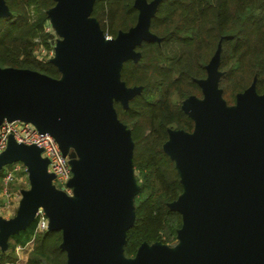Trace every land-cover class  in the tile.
I'll use <instances>...</instances> for the list:
<instances>
[{"label": "water", "instance_id": "water-1", "mask_svg": "<svg viewBox=\"0 0 264 264\" xmlns=\"http://www.w3.org/2000/svg\"><path fill=\"white\" fill-rule=\"evenodd\" d=\"M47 10L58 33L49 59L60 76L29 68L0 67V123L31 122L57 141L68 156L72 194L52 183L48 159L33 144L9 137L0 169L26 166L30 186L21 189L15 215L0 216V250L26 228L38 208L47 230H60L66 264H264V93L255 81L227 106L219 87L221 40L195 81L202 97L190 95L182 109L192 132L169 129L163 151L174 161L182 193L168 202L181 215L178 245L142 242L133 257L123 254L135 218L134 142L113 101L127 106L141 86H126L122 63L136 61L143 40L160 41L149 29L160 0H134L136 23L106 37L91 15L94 0H54ZM9 10L0 0V16Z\"/></svg>", "mask_w": 264, "mask_h": 264}, {"label": "trees", "instance_id": "trees-1", "mask_svg": "<svg viewBox=\"0 0 264 264\" xmlns=\"http://www.w3.org/2000/svg\"><path fill=\"white\" fill-rule=\"evenodd\" d=\"M4 2L9 14L0 16V67L29 68L59 77L60 71L49 59L40 60L34 55L37 44H51L45 26L49 23L47 10L55 1ZM133 3L94 0L91 15L104 34L115 37L119 30L136 23ZM149 29L160 41L143 40L136 46L141 52L139 59L124 61L120 69V78L127 86L140 85L142 90L128 101L127 108L114 102L121 112L116 109L118 118L132 122V164L141 177L134 199L135 218L123 244L126 257H133L142 242L171 241L181 226V215L167 203L175 200L183 188L175 163L162 145L167 140V127L191 130L192 120L180 103L188 94L201 95L194 79L205 75L204 65L219 40L223 97L232 102L254 74L256 91L264 92V0H160ZM36 223L35 218L9 236L6 250L0 251L1 261H15L16 248L34 235L33 247L23 264H66V253L59 246L61 231L35 232Z\"/></svg>", "mask_w": 264, "mask_h": 264}, {"label": "built area", "instance_id": "built-area-1", "mask_svg": "<svg viewBox=\"0 0 264 264\" xmlns=\"http://www.w3.org/2000/svg\"><path fill=\"white\" fill-rule=\"evenodd\" d=\"M49 25V23L46 24V30H50ZM105 36L110 37L106 34ZM53 52L50 51L46 59H50L54 55ZM41 58L43 59V56ZM10 136L18 143L33 144L39 147L41 156L48 159L47 170L53 174L52 183L65 193L72 194V187L68 185V181L72 176L68 156L63 155L57 141L48 131H39L31 122L5 118L0 123V152L6 147ZM22 170L27 171L26 166L21 162H13L2 168L0 197L4 198V201L2 204L0 203V210L8 209L14 198L16 200L20 198L21 192L12 190L10 185L17 179V174ZM35 218L37 219L35 232L47 230L48 219L42 208H38ZM33 240L34 235L24 246L17 247V249L25 250ZM18 262L19 258L15 261L0 260V264H15Z\"/></svg>", "mask_w": 264, "mask_h": 264}, {"label": "rangeland", "instance_id": "rangeland-1", "mask_svg": "<svg viewBox=\"0 0 264 264\" xmlns=\"http://www.w3.org/2000/svg\"><path fill=\"white\" fill-rule=\"evenodd\" d=\"M50 24V23H49ZM49 27H50V30H48L49 31V40H50V46L49 47H46L45 45H43L42 43H39V44H37V46L35 47V49H34V55L37 57V58H39L40 60H42V58H41V56H43V60L44 59H46L48 56H49V53H50V51H52L53 52V50H54V43L52 42V40L54 39H56V38H58L59 36H58V33H57V31H56V29L54 28V27H52L51 26V24L49 25ZM42 48H44V50H42ZM53 54H54V52H53ZM211 57H209V59H210ZM209 59L207 60V62L209 61ZM221 70V69H220ZM222 71V74L224 73V70H221ZM205 76V75H204ZM203 76V77H204ZM202 77V78H203ZM253 79H257V75L256 74H254L253 75V77H252V80H251V82L253 81ZM250 82V83H251ZM256 82V81H255ZM250 83L248 84V85H250ZM220 87V86H219ZM221 88V87H220ZM255 88H256V84H255ZM222 89V93H223V88H221ZM242 91V90H241ZM241 91H239V92H241ZM238 93V92H237ZM193 95H195L196 97H199L200 98V96L201 95H198V94H196V93H193ZM222 96H223V94H222ZM224 98V100H225V102H226V105L227 106H234L235 105V101H236V94H235V98L233 99V101L232 102H228L227 101V99L225 98V97H223ZM176 101V100H175ZM183 101H185V100H183ZM116 109H118L117 108V106H116ZM118 111L120 112V110L118 109ZM121 113V112H120ZM120 120V119H119ZM121 121V123L127 128V129H129V131H130V133H131V130H132V127H131V125H132V122L130 121V119H128V118H126V117H124V121L123 120H120ZM128 124V125H127ZM170 128H174V127H170ZM132 167H133V178H134V180H135V183H136V191H135V194H134V196H133V205H134V209H135V203H134V199H135V196L137 195V192H138V190H139V188H140V183H141V177L139 176V172H138V169L132 164ZM29 186H30V183H29V178H28V172L26 171V170H22V171H20L18 174H17V179L14 181V182H12V184L10 185V188L12 189V190H14V191H20L21 189H27V188H29ZM12 203H16V199L14 198L13 200H12ZM11 208V207H10ZM15 212H16V207L15 206H13L11 209H4V210H0V216H2V217H4V218H6V219H8V218H11V217H13L14 215H15ZM164 236V238H166V234H164L163 235ZM172 238V240L171 241H159L160 243H162V244H165L166 246H168V247H170L171 249H174L177 245H178V243H179V239H178V237H177V232L175 233V235H173V237H171ZM170 238V239H171ZM34 242V241H33ZM33 242L31 243V244H29V246L24 250L26 253H25V255H24V258H26V260H27V258H28V254H29V252L31 251V249H32V247H33ZM149 245H151V244H149ZM1 251V250H0ZM19 251V252H18ZM20 251H23V249H17L16 248V255H17V258H18V253H21ZM2 252V251H1ZM25 260V261H26ZM25 261L23 262V263H25ZM23 263H21V261H19L17 264H23Z\"/></svg>", "mask_w": 264, "mask_h": 264}, {"label": "flooded vegetation", "instance_id": "flooded-vegetation-1", "mask_svg": "<svg viewBox=\"0 0 264 264\" xmlns=\"http://www.w3.org/2000/svg\"><path fill=\"white\" fill-rule=\"evenodd\" d=\"M133 5H134V3H133ZM137 15H138V9H137ZM130 27H131V26H130ZM135 50H137L136 47H135ZM137 51H139V50H137ZM139 52H140V51H139ZM140 56H141V52H140ZM140 56H139V57H140ZM138 59H139V58H138ZM138 59H137V60H138ZM127 60H128V59H127ZM129 60H132V59H129ZM137 60H136V61H137ZM125 61H126V60H125ZM132 61H133V60H132ZM208 62H209V61H208ZM208 62H207V63H208ZM207 63L204 65L205 76H206V65H207ZM205 76H204V77H205ZM204 77H203V78H204ZM201 78H202V77H201ZM196 79H197V78H195L194 81H195ZM195 82H196V81H195ZM196 84H197V82H196ZM250 84H251V83H250ZM255 84H256V82H255ZM197 85H198V84H197ZM126 86H127V85H126ZM134 86H137V85H134ZM198 86H199V85H198ZM248 86H249V85H248ZM248 86H247V87H248ZM129 87H130V86H129ZM141 87H142V86H141ZM247 87H246V88H247ZM244 89H245V88H244ZM244 89H243V90H244ZM255 89H256V88H255ZM141 90H142V88H141ZM243 90H242V91H243ZM200 91H201V88H200ZM140 92H141V91H140ZM140 92H139V93H140ZM257 93H258V92H257ZM262 93H264V92H262ZM137 94H138V93H137ZM236 94H237V93H236ZM259 94H261V93H259ZM135 95H136V94H135ZM190 95H193V94H188L187 97H185L183 100H186ZM201 97H202V93H201L200 98H201ZM197 98H199V97H197ZM130 99H131V98H130ZM130 99H129V100H130ZM129 100H128V101H129ZM183 100H182L181 103H180V108H181V110H182V111H183V112H184V113H185V114H186V115L192 120V128H191V130H190V131H187V130H184V129H183V130H184V131H187V132H192L193 129H194V120H193V119H192V118H191V117H190V116H189V115H188V114L182 109V104H183V102H184ZM114 102H118V104H120V105H121L122 107H124V108H127V106H128V104H127V106H123V105L120 103V101H117V100H114V101H113V105H114ZM115 110H116V109H115ZM169 129H182V128H177V127L170 128V127H167V139H168V130H169Z\"/></svg>", "mask_w": 264, "mask_h": 264}, {"label": "crops", "instance_id": "crops-1", "mask_svg": "<svg viewBox=\"0 0 264 264\" xmlns=\"http://www.w3.org/2000/svg\"><path fill=\"white\" fill-rule=\"evenodd\" d=\"M1 178H2V169H0V189H1ZM12 184V183H11ZM20 199V198H19ZM19 199L16 200V203H11L10 207L12 208L13 206H15L17 208V205H18V202H19ZM4 201V198L0 197V203L2 204ZM8 208V209H11V208ZM3 216V215H2ZM20 250V249H19ZM19 252V251H18ZM21 253H18V258H19V261H21V263H23L26 258H24V255H25V251L23 249V251H20Z\"/></svg>", "mask_w": 264, "mask_h": 264}]
</instances>
